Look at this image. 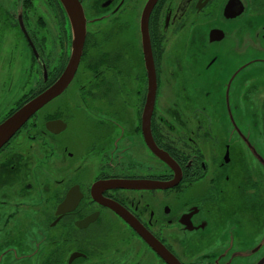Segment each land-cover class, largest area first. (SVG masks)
I'll return each instance as SVG.
<instances>
[{
    "label": "flooded vegetation",
    "instance_id": "obj_1",
    "mask_svg": "<svg viewBox=\"0 0 264 264\" xmlns=\"http://www.w3.org/2000/svg\"><path fill=\"white\" fill-rule=\"evenodd\" d=\"M77 1L80 53L0 0V123L74 66L0 147V264L263 263L264 0Z\"/></svg>",
    "mask_w": 264,
    "mask_h": 264
},
{
    "label": "water",
    "instance_id": "obj_2",
    "mask_svg": "<svg viewBox=\"0 0 264 264\" xmlns=\"http://www.w3.org/2000/svg\"><path fill=\"white\" fill-rule=\"evenodd\" d=\"M60 2L73 25V53H80L85 32L81 5L77 0H60ZM73 70L74 66L71 69L69 67L51 90L40 92L0 123V147L51 97L65 87ZM163 159L170 163L167 153L163 154Z\"/></svg>",
    "mask_w": 264,
    "mask_h": 264
},
{
    "label": "rangeland",
    "instance_id": "obj_3",
    "mask_svg": "<svg viewBox=\"0 0 264 264\" xmlns=\"http://www.w3.org/2000/svg\"><path fill=\"white\" fill-rule=\"evenodd\" d=\"M261 264H264V262H263V263H261Z\"/></svg>",
    "mask_w": 264,
    "mask_h": 264
}]
</instances>
